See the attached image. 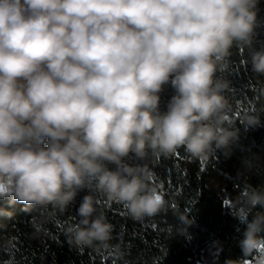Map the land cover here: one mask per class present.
Instances as JSON below:
<instances>
[{"label": "clouds", "instance_id": "9594fccd", "mask_svg": "<svg viewBox=\"0 0 264 264\" xmlns=\"http://www.w3.org/2000/svg\"><path fill=\"white\" fill-rule=\"evenodd\" d=\"M259 0H0V203L38 211L35 235L76 205L64 228L77 249L124 253L111 244L115 226L100 198L123 205L136 221L171 210L190 238V209L166 199L149 166L178 150L192 160L225 156L241 127L222 73L233 49L256 50ZM244 64L249 60L245 59ZM166 86L174 92L161 109ZM264 96V86L258 89ZM254 108L239 115L245 131L259 126ZM252 158L242 160L251 169ZM239 172L237 173V177ZM222 207L243 231L241 255L224 264H264V185L224 190ZM0 206V215H9ZM170 234L172 232L169 227ZM237 231H240L239 228ZM16 237L2 242L15 247ZM223 249L212 243V254Z\"/></svg>", "mask_w": 264, "mask_h": 264}, {"label": "trees", "instance_id": "16d2710c", "mask_svg": "<svg viewBox=\"0 0 264 264\" xmlns=\"http://www.w3.org/2000/svg\"><path fill=\"white\" fill-rule=\"evenodd\" d=\"M258 7L256 50L264 48V0H259ZM232 51L230 69L221 75L233 89L228 96L236 113V126L241 127L238 145L230 155L217 151L207 161L192 160L180 149L171 159H161L155 164L146 162L164 181L165 198H171L182 211L190 209V218L195 219L188 227L190 238L179 233L183 225L171 210L136 221L123 205L100 198V210L115 226L111 244H119L124 253L117 258L110 250L98 253L93 248L77 249L67 243L64 228L78 219L75 209L85 192L56 222L44 224L47 235H35L30 222L32 216L39 215L38 211L27 212L23 204L5 201L0 206L10 214L0 215V245L12 236L16 240L13 248L0 246V264H224L225 259L241 255L238 241L244 226L222 207L221 197L224 190L234 192L242 184L264 185V96L256 99L258 89L264 86V76L251 71L249 52L235 48ZM245 59L248 64L243 63ZM173 92L166 86L160 94L162 110ZM253 108L261 115V123L245 131L238 117ZM249 156L252 168H242V160ZM215 240L223 244L216 256L212 254Z\"/></svg>", "mask_w": 264, "mask_h": 264}]
</instances>
